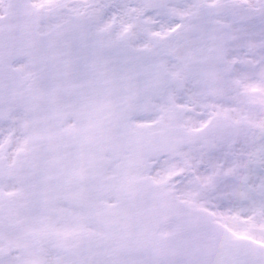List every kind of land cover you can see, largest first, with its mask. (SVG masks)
Segmentation results:
<instances>
[{
    "label": "snow or ice",
    "instance_id": "obj_1",
    "mask_svg": "<svg viewBox=\"0 0 264 264\" xmlns=\"http://www.w3.org/2000/svg\"><path fill=\"white\" fill-rule=\"evenodd\" d=\"M0 264H264V0H0Z\"/></svg>",
    "mask_w": 264,
    "mask_h": 264
}]
</instances>
